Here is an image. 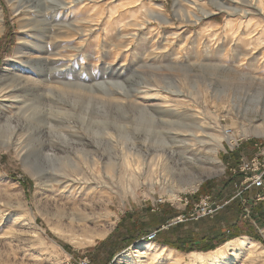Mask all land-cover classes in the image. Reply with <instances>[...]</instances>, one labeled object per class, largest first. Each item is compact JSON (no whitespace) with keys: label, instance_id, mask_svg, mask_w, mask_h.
I'll list each match as a JSON object with an SVG mask.
<instances>
[{"label":"rangeland","instance_id":"1","mask_svg":"<svg viewBox=\"0 0 264 264\" xmlns=\"http://www.w3.org/2000/svg\"><path fill=\"white\" fill-rule=\"evenodd\" d=\"M13 1L20 0H0L4 27L0 36V74L14 59L20 37L28 30L21 28L26 23L25 17H31L36 22L28 32L33 48L40 50L35 44L42 42V49L57 53L49 57L61 61L48 66L72 64L75 69L68 76L72 82L92 85L96 90L146 89L151 95L136 94L139 102L159 100L179 111L189 110L213 135L201 136L206 147L202 148V153L197 151L202 157L190 163L191 169L182 171L178 158L171 160L170 165L175 166L168 175L166 187L152 185L149 179L138 174L136 179L127 181L122 156L129 142L119 135L120 127L115 129L117 132L112 127L116 111L112 113V102L105 103L109 97L99 93L89 96L91 94L74 88H69L71 93H66L62 101L52 96L53 105H74V116L71 118L65 109L45 108L43 113L50 115L52 121L40 123L42 139L37 141L35 150L40 163L35 158L26 161L14 146H6L0 140V264H78L84 258L90 262V255L100 251L99 242L116 230L122 218L125 229L129 223L150 226L147 232L157 229L158 223H165L166 216L186 209L189 203L186 196H195L200 188L210 194L211 186L221 184L229 171L235 174L224 160L225 155L230 156L240 149L241 161L255 154L249 146L251 140L264 143V11L252 0H197L201 10L207 12L197 23L190 21V13L200 10L190 0H179L180 5L176 0H88L87 16L91 26L88 35H82L81 30L59 28L63 12L48 9L47 0H22L16 6ZM261 4L264 6V0ZM30 5L33 9L29 13H18L22 9L18 6ZM82 5L78 3L74 7L78 19L85 17ZM183 8L188 16H181L179 10ZM154 11L162 12L169 21L153 18L150 12ZM76 24L82 26L81 21ZM85 37L88 38L84 41ZM83 65L86 71L81 69ZM48 75H52L53 80L66 82L68 79L56 71ZM48 85L67 89L60 83H42V87ZM31 89V98L37 102L44 100L37 86ZM45 94L51 95L50 92ZM8 107L0 104V108L10 112L11 107ZM123 112H129L132 121L139 122L138 112ZM88 121L109 130L92 131L86 124ZM225 128H233L241 138L238 145L230 144L224 137ZM243 128L249 130L248 135L243 134ZM17 136L14 132L13 137ZM140 138V134L137 135L134 142L142 143ZM218 145L221 146L214 153L210 147ZM109 160L118 164L116 168L123 172L118 180L110 176ZM71 174H77L80 180L66 187ZM40 177L51 180L40 184ZM200 177L195 191L183 189L186 183ZM24 181L31 186L29 190L23 186ZM127 182L131 184L124 187ZM170 188L176 190L178 199L168 193ZM256 195L250 197V202H255ZM72 211L93 212L94 220L74 222L63 216ZM128 217L132 218L129 223ZM174 218L161 224V228L178 225L180 222H173ZM248 218L264 237V226L253 220L252 212ZM102 226L109 227V232L104 237L95 236ZM86 229L91 233L87 234ZM243 238L254 242L247 244ZM146 242H152L165 258L143 253L120 264H179L176 261L207 264L208 252L222 245L228 253L226 258H217L211 264H264V244L248 235L235 237L214 250L189 253L144 236L116 253L110 264H117L122 253ZM193 252L207 254L197 256Z\"/></svg>","mask_w":264,"mask_h":264},{"label":"bare ground","instance_id":"2","mask_svg":"<svg viewBox=\"0 0 264 264\" xmlns=\"http://www.w3.org/2000/svg\"><path fill=\"white\" fill-rule=\"evenodd\" d=\"M20 1L22 2V0ZM20 1H13V4L16 6L19 3H21ZM176 1L178 2L177 4H179V0ZM252 1L253 3L255 2V4L264 11V6H262L261 4L262 0H252ZM190 2H192L193 5L196 6V8H198V10H200L199 12L190 13L191 16L190 21L197 23L203 18V16L207 12H203L202 11L203 9L201 10L199 4L197 3V0H190ZM78 3H83L82 12L83 14H85V17L80 19L76 17V12L74 9L76 4ZM46 4L48 9L50 8L53 9L55 13L63 12L62 16L59 17L60 22L62 24L60 25L59 28H66L69 29L70 31L81 30L82 35H88L90 33L91 31V26L89 21L90 18L88 19L87 16L90 10L88 0H47ZM18 7L22 8L21 10L20 9L18 10V13H21L23 11L29 13L30 10L33 9V6L31 5L26 7L25 6H18ZM228 8L231 7L228 6ZM179 11L182 12L181 16H188V12H185L187 10H185L184 8L183 10L180 9ZM150 14L153 18L154 17L159 18L161 21L162 19L165 20L166 22L169 21L168 17L165 16L162 12L154 11V12H150ZM78 21L82 22V26L79 27L76 24V22ZM25 22L26 23L24 25H21V28H28V30L23 32V34L20 37V42L16 49L14 59L12 61H9L7 64L5 63L6 66H4L0 74V104L3 107L6 104L7 106L11 107V109H9L10 112L7 110H3V108H0L1 143H3L6 146L8 145L14 146L17 149L19 155H22L26 161L31 160L33 158L38 160L39 156L37 153H35V150H36L37 141H41L42 139V135L39 132L40 130L42 132V129L40 128V123L42 121H48V119L50 120V122L52 121L51 116L44 114L43 112L46 107L57 108V110L65 109L69 113V115H71V118H73L72 116H74V113L72 112V110L74 111L75 108L74 105L72 106L71 103H68L69 105H66L65 107L61 105H53L54 100L51 97L54 96L62 101L66 93L67 94L71 93L69 92L70 91L69 88L71 89L74 88V89H80V91H85L86 93L91 94L89 96H92V94L94 93H99V94H103V96L105 95L109 97L108 99H106L107 101L105 100V98L103 99L106 101L105 102L106 104H109L107 103L108 101L112 102L110 103L111 105L110 108L114 109L112 113L116 111L115 112L116 114L114 113L116 116L115 122L112 123V127L114 128V130L120 127V130L118 129L119 135L127 142H129L127 143V147L125 148L126 150L123 151V156H122V161H123L122 163L125 167V174H123V172L118 171L117 169L118 164L116 166L115 162L113 163V161L109 160L107 167L111 177L116 176L117 179V177L123 174L125 175V177H128L127 178L128 181L130 179H136L135 176L138 174L139 177L143 176L144 178L149 179L152 182V185L159 184L162 187H166V184H168L169 182L168 175L171 173L172 169L175 166V165H170L172 159H175L176 157L178 158L177 161L179 162V164L182 165L181 168L182 171H186V169H191L192 167L190 166V163L192 161H197L201 159L202 156H200L199 153H197V151H200V153H202V148L206 147V143L202 139L204 136L202 138L201 136L207 133L209 134V136H212L213 134L212 132L211 133L207 132V130L204 128L203 123H201L200 120L196 118L194 113L189 112V110L179 111V109H176L170 106L169 104H163L157 99H155L157 101L152 103L139 102L138 100L139 98L138 99L135 98L136 94L144 92L147 95H151L150 92L145 91L146 89L136 87L131 91L129 90L123 92L117 89L108 90V88H104L106 90H96L92 85H85L83 83L78 84L72 82L71 78H68V76L72 74L73 69H75L74 66L69 62L48 66L47 64L49 63L54 62L55 64L59 62L60 59L59 60L52 59L51 57H49L51 55H56L57 53L53 51L45 50L46 48L42 49V42H40L39 44H35L36 47L40 48V50H35L32 46L33 42L30 41L28 38L30 36L28 32L30 30H33L31 28V25L36 22H33L31 17H25ZM3 31H4L3 12L0 8V36ZM59 33H61V31ZM87 38L88 37H85L84 41L87 40ZM33 53H36L37 55H34ZM119 67H114V68L119 70ZM81 69L83 71L87 70L85 65H83ZM53 71H56L57 73H60L64 75L66 78H68L66 82L63 80H53L52 79L53 76L51 75L52 76L51 77L50 75H48L51 74ZM35 77H38L39 79H36ZM42 83H49V84L60 83L66 86L67 89L56 87L54 85L52 86L48 85V87L46 86L42 87ZM33 86H37V88H39L37 90L42 94L41 98L44 100L37 102L35 101V99L31 98L33 94L31 92L32 90L31 88ZM149 90H153V89L150 88ZM46 92L51 93L50 97H48L47 94H45ZM37 107L38 108L40 107V109H37ZM125 110L138 112L140 115L139 122H133L131 116L129 115V112H123ZM80 118L83 119V117ZM99 118L102 119L103 117L99 116ZM70 121H72V119H70ZM120 121H122L123 124H118ZM86 124L88 125V128L90 130L95 132L105 131V129H107V127L104 125L94 126L91 121H88ZM243 129H244L243 134L248 135L249 130L245 128ZM14 132L18 134L16 138L13 137ZM139 134L142 138V140L140 138L142 143L134 142L135 139H137V135ZM224 137H226L229 140V138L226 135H224ZM220 146L221 145H218L216 147L212 146L210 148L213 149L214 153H217ZM112 157L113 156L111 155L110 158ZM142 170H144L143 173ZM164 171L166 173H164ZM130 175L132 176V178L129 177ZM43 179L44 178L42 177L39 178L40 184H46L45 182L51 180V179H45V180ZM201 179L202 177L194 181H189L184 186L182 185L183 189L188 191H195ZM79 180L80 179L77 177V174H71V176L66 181L67 183L65 186L70 187L72 186V184L77 183ZM55 181L62 183V181L58 179H55ZM121 184H123V182H121ZM129 184L131 183L127 182L124 187H126V185L128 186ZM167 191L172 196L178 199L179 196L174 188H170ZM63 216H67L68 218L72 219L75 222L78 220H88V221L94 220L95 214L93 212L83 214V213H78L76 211L74 212L72 211L70 213L65 212ZM109 230H110L109 227L107 228V226H102V228L95 234V236L104 237L109 232ZM86 233L90 234L91 232L89 229H86ZM243 241L248 242L247 244L254 242V240L250 238H245V239L243 238ZM232 242L233 241L227 242V244H230ZM163 248H167V247L162 246V249ZM167 249L171 252L174 251L173 249L170 248ZM143 253L151 254L160 258L164 257L161 251L157 249L152 242H146L145 244L136 245L134 249L122 253L117 258L116 262H118L117 264H120L124 261H130L134 259L135 256ZM193 253L197 254V256L202 254H207L203 252H193ZM208 254H210L209 257L210 260L207 264H211L217 258H222V257L226 258L228 253L227 250L225 249V245H222L216 250L208 252ZM166 258L167 259L169 258L168 255ZM176 262L181 264L180 261H176Z\"/></svg>","mask_w":264,"mask_h":264},{"label":"trees","instance_id":"3","mask_svg":"<svg viewBox=\"0 0 264 264\" xmlns=\"http://www.w3.org/2000/svg\"><path fill=\"white\" fill-rule=\"evenodd\" d=\"M256 142L257 140H251V144L249 145L252 147L254 153L257 152L255 146ZM239 150L236 153L235 151L231 152L232 154L229 153L230 156H224V160L230 165L231 169L239 166L240 154L242 152ZM11 176L16 177V174H12ZM243 179V173L237 172L232 174L229 171L227 178L223 180L221 184L211 186V195L221 202L228 201L213 217L203 216L197 220L188 219L180 222L175 227L170 225L168 228H161V224H166L175 216L179 214H188L189 211L192 210L194 204L200 200L192 204L191 199L193 197L200 198L203 191H201L200 188L195 196H186L189 200L186 209L175 215L174 212L173 214H169L166 216L168 218H166L167 220L165 223L160 222L156 225L158 226V233L154 241L184 253L195 250L204 252L214 250L227 241L241 235H248L264 244V237L259 232L258 227L254 225L252 220L241 217L243 216L244 208L249 206L251 208L252 217L254 218L253 220H256L259 226H264V200H254V203L250 202L251 196L259 194L263 190L260 187L252 186L247 190H243L240 195H236ZM23 186H25L27 190L31 188L27 181L23 182ZM205 195H208V193ZM165 212H167V210H165ZM123 219L124 218L121 219L116 230L111 233L106 240L99 242L98 249L100 248V251H97V254L90 255V262L88 264H110V261L116 253L123 251L137 240L147 235L150 226H146L145 224H141V226L131 225L129 222L132 218L128 217L126 220L129 226L125 229L122 227ZM157 222H159V220Z\"/></svg>","mask_w":264,"mask_h":264},{"label":"built area","instance_id":"4","mask_svg":"<svg viewBox=\"0 0 264 264\" xmlns=\"http://www.w3.org/2000/svg\"><path fill=\"white\" fill-rule=\"evenodd\" d=\"M225 135L229 138V143L238 145L241 140L236 135L233 128H226ZM257 152L250 158L241 159L239 166L232 168L234 173L241 172L244 174V179L240 184V187L236 195H240L243 190H247L252 186L260 187L263 191L256 195V200L264 199V143H256ZM162 201V200H161ZM226 202L217 200L213 195L208 194L200 198V200L194 204L192 210L188 214H179L174 218L173 222L178 223L188 219L197 220L203 216L213 217L221 210ZM187 203V201H186ZM243 217L246 219L251 217V208L246 206L244 208ZM249 219V218H248ZM158 230L153 229L147 233L146 239L154 241L156 239ZM87 258H84L78 262V264H88Z\"/></svg>","mask_w":264,"mask_h":264},{"label":"crops","instance_id":"5","mask_svg":"<svg viewBox=\"0 0 264 264\" xmlns=\"http://www.w3.org/2000/svg\"><path fill=\"white\" fill-rule=\"evenodd\" d=\"M208 192L206 191V192H204L201 196H200V198L203 196V195H205V194H207ZM200 198H194V199H192V204H194L195 202H197Z\"/></svg>","mask_w":264,"mask_h":264}]
</instances>
